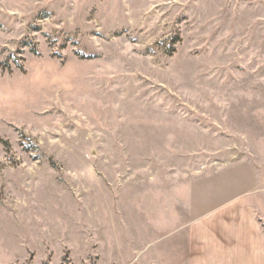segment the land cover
<instances>
[{
    "label": "rangeland",
    "instance_id": "1",
    "mask_svg": "<svg viewBox=\"0 0 264 264\" xmlns=\"http://www.w3.org/2000/svg\"><path fill=\"white\" fill-rule=\"evenodd\" d=\"M241 192L264 0H0V264H180L173 221Z\"/></svg>",
    "mask_w": 264,
    "mask_h": 264
},
{
    "label": "crops",
    "instance_id": "2",
    "mask_svg": "<svg viewBox=\"0 0 264 264\" xmlns=\"http://www.w3.org/2000/svg\"><path fill=\"white\" fill-rule=\"evenodd\" d=\"M225 193L211 201H222ZM173 224L180 264H264V205L251 193L232 195L202 218Z\"/></svg>",
    "mask_w": 264,
    "mask_h": 264
}]
</instances>
